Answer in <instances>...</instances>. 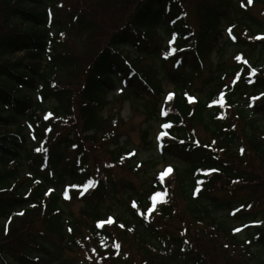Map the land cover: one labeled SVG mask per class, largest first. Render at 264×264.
<instances>
[{
    "label": "trees",
    "instance_id": "16d2710c",
    "mask_svg": "<svg viewBox=\"0 0 264 264\" xmlns=\"http://www.w3.org/2000/svg\"><path fill=\"white\" fill-rule=\"evenodd\" d=\"M84 1L0 0V264H264V0H197L196 21L182 0ZM103 7L134 9L107 30ZM76 32L107 39L64 86L56 75L75 72ZM164 81L173 91L160 108ZM125 102L169 125L160 155L177 160L142 191L90 163L89 142ZM140 132L139 147L113 134L103 166L122 156L155 170L135 162L154 148Z\"/></svg>",
    "mask_w": 264,
    "mask_h": 264
},
{
    "label": "rangeland",
    "instance_id": "374dc122",
    "mask_svg": "<svg viewBox=\"0 0 264 264\" xmlns=\"http://www.w3.org/2000/svg\"><path fill=\"white\" fill-rule=\"evenodd\" d=\"M196 1L197 0H182L184 8L188 14V18L190 20H195V21L197 18V14L195 13V10L193 12V8H194V4ZM84 2L85 3L95 2L94 6H98L99 4L98 0H85ZM73 5L75 6L76 11H78L82 15L83 18H86V15L87 17H89L88 13L91 14L90 10L85 11V8L82 6L80 7L77 6L76 8V5H77L76 2L75 4L73 3ZM87 6L89 7L91 5H87ZM133 9L134 8L131 7L127 11L126 10L123 11L119 9V10H116L115 12L108 13L105 7H103L102 10H105V12L98 15V18L102 16V18L105 19V21L103 22V25L104 27H106L107 30H109V27H111L118 20H122L123 18L129 16L133 12ZM84 12L86 13V15L83 14ZM221 28H222V31H224L223 26ZM158 30L160 32L162 31V29L160 28H158ZM224 38H225V34L223 35V38L221 39V41H223ZM106 39H107V34L102 33V32L97 33V34L91 33L90 35H85V36L80 35L77 32L75 34L70 33L69 38L66 40V44H67L66 54L70 55L74 60H76L75 72L74 71H71L70 73L63 72V73L57 74L56 78H58L59 81L62 82L64 86L72 85V84H73L72 86H74V83H73L74 77L76 78L80 77L81 74L83 75L87 71L95 55H97L99 51L104 47ZM22 56H23V53L19 52V53H16L13 57L20 58ZM255 58L263 59L261 58V56L260 57L255 56ZM211 60L213 63H215L216 61L215 54L211 55ZM237 61H239V59ZM237 61L231 60L229 64L234 65ZM161 87H162V92H161L160 99L158 102V107L160 108L163 105H166L170 101L171 93L173 91L172 85L166 81L162 83ZM118 91H119V86L117 89H115L112 93L108 95L109 100L114 97L116 98L112 100V103L110 104L109 109L108 108L103 109V112H102L103 115L105 116L109 115L110 110L112 108H115V111L117 110V106H118L117 102L120 99ZM255 102H256V99L252 100L251 103L254 104ZM113 113H114V110H113ZM118 116H119L118 117L119 119L117 120V122L119 124L117 123L116 125H114L113 122L112 124L111 123L108 124L107 127L103 131L105 136L101 137L100 141H96L94 143L89 142L88 152H89L91 166H93L94 169L97 167L98 168L103 167V168L108 169L109 171L108 173L114 176V178L117 181L122 180L124 182H128V183L130 182L132 183V185L135 187L137 191L144 190L146 188L147 179L149 180L150 177L154 178L156 174H157L156 176H158L161 172H164L163 171L164 168L167 167L168 169H166V171L164 172L162 176V179L166 181L172 174L171 169L169 167L176 168L177 166L176 159H173V158H167L166 160L161 159L159 146L164 145V143L160 142V139L163 137L165 139V137H167L165 133L163 132V130L166 129L167 127H164L163 122L156 118H151L149 121L148 120L146 121L145 116L142 114V112L141 113L134 112L130 108L129 102H125L121 106L120 113ZM75 119L76 118L74 117L70 120H64V121L61 120L58 124H56L51 135L47 137L49 140V143L56 140V138L59 135L65 134L68 128L70 129V126L74 125V123L70 125L71 120H75ZM256 122L257 124L261 126L260 127L261 129L262 128L264 129V113L258 118H256ZM141 130H148L150 138L153 142L154 148L138 151V155H137V158H135V162L137 161L139 163H144L145 161H148V160L157 161L159 164H157V167L155 168V170L153 171L147 170L148 173L145 174L146 170L142 164L137 165V168L132 167L130 170L128 163L131 160L128 159L127 157L123 158L122 156L117 160V164H109L108 167L103 166L105 165V162L108 161L109 159L108 153L106 152L105 147L109 143H111L113 139V134H115V136L121 135L120 142H124L125 136H126L128 137L129 142L131 143L133 147H139L138 145L140 142L139 138H140ZM194 131H195L196 136L198 135L199 137H201L202 131L199 130L198 127H196ZM121 193L122 195L119 194L117 196L119 199L121 197H124V195L128 194V193L124 194L123 192ZM114 203H116L115 200H107L108 207H112ZM79 207H80V204L75 203L72 205V210L74 212H77ZM113 209L116 210V207H113ZM152 212L153 211H151L150 213Z\"/></svg>",
    "mask_w": 264,
    "mask_h": 264
},
{
    "label": "snow or ice",
    "instance_id": "6c2138e0",
    "mask_svg": "<svg viewBox=\"0 0 264 264\" xmlns=\"http://www.w3.org/2000/svg\"><path fill=\"white\" fill-rule=\"evenodd\" d=\"M164 127H168V125L165 124ZM134 206H135V205H134ZM111 222H112V221H111V218H109L108 223H111ZM117 247H118V246H117Z\"/></svg>",
    "mask_w": 264,
    "mask_h": 264
}]
</instances>
